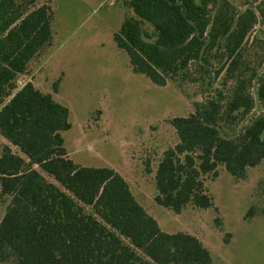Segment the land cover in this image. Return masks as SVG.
<instances>
[{
  "label": "trees",
  "instance_id": "trees-1",
  "mask_svg": "<svg viewBox=\"0 0 264 264\" xmlns=\"http://www.w3.org/2000/svg\"><path fill=\"white\" fill-rule=\"evenodd\" d=\"M35 4L0 0V135L8 142L0 152V195L7 197L0 264H216L195 235L163 231L114 169L69 158L61 135L71 126L66 106L29 81L13 91L17 75L51 41L52 8ZM126 5L135 17L123 19L113 40L127 53L132 72L158 86L187 74L190 63L201 64L219 45L227 60L216 74L230 67L255 21L251 9L235 16L216 0H127ZM143 23L153 27L154 39ZM257 95L264 100V74ZM193 106L188 115L169 120L178 142L163 151L153 173L154 202L174 213L189 204L214 207L203 176L216 177L218 164L242 179L247 168L264 159V115L237 134L224 129L253 108L247 87L237 84L228 98L208 96ZM145 171L152 172L148 162ZM252 213L248 210L246 217ZM214 222L221 226L218 218Z\"/></svg>",
  "mask_w": 264,
  "mask_h": 264
},
{
  "label": "rangeland",
  "instance_id": "rangeland-1",
  "mask_svg": "<svg viewBox=\"0 0 264 264\" xmlns=\"http://www.w3.org/2000/svg\"><path fill=\"white\" fill-rule=\"evenodd\" d=\"M126 1L35 0L37 6L47 2L52 8V37L24 73L17 75L13 91L29 81L66 106L71 126L61 135L69 158L82 166L108 167L118 172L163 231L195 235L216 264H264V159L247 168L242 179L232 176L222 164L217 166L216 177L204 175V187L214 207L203 209L189 204L174 213L152 199L157 162L164 150L178 142L169 123L172 117L188 115L194 110V102L208 96L228 98L237 84L247 87L254 106L248 114L226 123L225 131L237 134L254 117L264 115V100L257 95L264 74V0H216L235 16L246 9L255 14L253 27L233 63L216 74L227 60L219 45L204 54L201 64L190 63L187 74L180 72L164 86L132 72L127 53L113 40L123 19L135 17ZM142 27L154 39L153 27L148 23ZM56 80L58 90L54 92ZM7 143L0 135V152ZM12 150L25 158L18 148ZM147 162L151 173L145 171ZM34 168L40 170L37 165ZM44 177L60 187L51 176ZM6 204L7 197L0 195V220ZM83 207L93 213L91 207ZM250 209L253 213L246 217ZM215 218L221 226L215 225ZM121 239L129 244L126 238Z\"/></svg>",
  "mask_w": 264,
  "mask_h": 264
},
{
  "label": "crops",
  "instance_id": "crops-1",
  "mask_svg": "<svg viewBox=\"0 0 264 264\" xmlns=\"http://www.w3.org/2000/svg\"><path fill=\"white\" fill-rule=\"evenodd\" d=\"M10 145V144H9ZM10 147H11V149H12V147H15V146H13V145H10ZM17 148V147H16ZM19 150V149H18ZM14 153H17V152H15L14 150H12ZM21 153V152H20ZM18 154V153H17ZM21 156V155H20ZM69 156V155H68ZM44 176H46V174H43ZM126 182L128 183V186H129V189H130V191H131V193H132V195L135 197V199H137L139 202H143L141 199H138L137 197H136V195H135V193H134V191L132 190V188H131V186H130V184H129V182L126 180ZM155 195V194H154ZM154 195H153V197H152V199L154 198ZM136 200V201H137ZM137 201V202H138ZM138 202V203H139ZM153 203H155L154 202V200H153ZM140 204V203H139ZM156 204V203H155ZM141 205V204H140ZM157 205V204H156ZM142 206V205H141ZM160 206V205H159ZM145 209L147 210L146 212L148 213V209H147V206L145 207ZM156 220V219H155Z\"/></svg>",
  "mask_w": 264,
  "mask_h": 264
}]
</instances>
